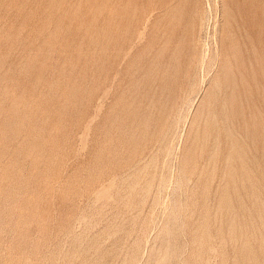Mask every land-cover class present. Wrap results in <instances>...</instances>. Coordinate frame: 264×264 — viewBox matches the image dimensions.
<instances>
[{"label":"rangeland","instance_id":"1","mask_svg":"<svg viewBox=\"0 0 264 264\" xmlns=\"http://www.w3.org/2000/svg\"><path fill=\"white\" fill-rule=\"evenodd\" d=\"M0 264H264V0H0Z\"/></svg>","mask_w":264,"mask_h":264}]
</instances>
